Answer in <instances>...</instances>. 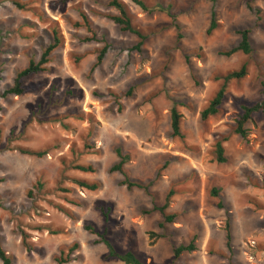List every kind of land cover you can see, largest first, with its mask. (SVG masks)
Returning a JSON list of instances; mask_svg holds the SVG:
<instances>
[{"label": "rangeland", "instance_id": "rangeland-1", "mask_svg": "<svg viewBox=\"0 0 264 264\" xmlns=\"http://www.w3.org/2000/svg\"><path fill=\"white\" fill-rule=\"evenodd\" d=\"M108 1L0 0V248L9 264H55L60 253L64 264H121L103 259L104 247L83 228L101 231L99 205L109 209L106 235L114 247L146 264H169L171 247L192 235L194 250L175 264H264V114L245 122L244 138L234 132L241 107L261 91L264 0H141L146 10L119 0L145 36L138 48L135 35L108 19L116 14ZM211 11L217 27L205 35ZM241 29L251 53L221 54ZM53 31L58 42L44 70L22 80L20 95L4 94L15 73L39 59ZM242 65L241 78L223 81ZM221 85L217 112L201 120ZM172 106L179 136L169 128ZM217 141L221 163L214 160ZM116 150L126 158V176L149 183L151 198L109 172ZM77 180L97 187L87 190ZM168 189L166 212L175 217L159 229L150 209Z\"/></svg>", "mask_w": 264, "mask_h": 264}, {"label": "trees", "instance_id": "trees-1", "mask_svg": "<svg viewBox=\"0 0 264 264\" xmlns=\"http://www.w3.org/2000/svg\"><path fill=\"white\" fill-rule=\"evenodd\" d=\"M131 1L134 4H136L138 7H140L141 9L146 10V7L141 2V0H131ZM213 1L214 0H211V2ZM107 5L116 11V14L108 15L107 16L108 19L113 24L118 26L119 30L126 31V32H129L135 35L138 41L134 48H138L140 44L142 43V41L144 40L145 36L131 24L129 15L125 9L124 4L119 0H109L107 2ZM15 6H18V5L15 3ZM246 6H247V9L252 10L255 14H258L259 12L258 8L256 7L254 8L250 6V4H247ZM216 27H217V23L214 20V13L213 11H211L209 24L204 31L205 35H209L211 31L214 30ZM236 34L238 35L237 43L230 49L223 51L221 54L225 56H229L235 52H240L242 54L251 53L252 49L250 45L248 30L241 29V30H238ZM176 38L177 40L180 39L179 33H176ZM57 42L58 41H57L56 34L53 31L52 32V42L43 49V51L41 52L39 56V59L36 62L29 60L26 66L18 70L12 79V85L10 87H7L3 91L4 94H11L14 96L20 95L23 91L22 80L29 75L42 72L44 70V65L48 61V55L56 47ZM105 48L106 47H103L99 51V53L96 55L95 63H94L95 65H97L100 62ZM183 58L185 62H187L188 60L187 56L183 55ZM244 73H245V67L244 65H242L239 67L238 70L228 72L226 75H224L223 81H226L231 78H236V79L241 78L244 75ZM260 87H261V91H260L258 100H256L255 102L249 105H245V106L243 105L241 107V113L236 118V121H235L236 125H235L234 132L238 134L241 138L245 137V131L243 129V125L245 124V122L250 121L251 115L257 112L264 114V77L260 81ZM129 92L130 91H128L126 94H129ZM222 96H223V86L221 85L217 89L213 97L208 101L207 105L199 112V117L201 120H204L208 116L214 115L217 112L218 106L220 105V102L222 100ZM179 118H180V114L176 110L175 106H172L169 109V128H170L172 136H179ZM18 150L21 153L36 156V157L41 155L40 152L32 151L29 149H18ZM115 153L118 156V161L109 167L108 169L109 172H118L122 176L121 184L124 185L126 189H130L132 187L140 188L151 198V193L148 191L149 183L142 185L138 182L129 180V178L126 176V174L124 173L122 169V165L124 164L126 160L125 156L120 155L118 150H116ZM214 160L218 163H221L224 161V158L222 156V146L219 141H217L214 145ZM73 169L78 170L80 172H92V168L88 165L87 166L74 165ZM75 183L87 190H94L97 187L95 183L88 184L83 180H77L75 181ZM172 194H173V190L168 189L166 193L164 194L163 202L160 205H157L156 203H154V201H152V206L150 210L157 212L160 217V220L157 222V227L159 229H163L164 224L171 223L175 217L173 213L166 212V208L168 206V202ZM210 194L214 196L216 194V191L214 189H211ZM97 210L99 211V214L102 219L101 231L95 230L90 225H84L83 228L95 236L96 239L94 240V243H99L104 247L105 253L102 258L103 259H116L121 264H146L143 259L138 257L131 250L122 251L114 247L111 240L106 235L107 229L110 225V219L108 216L109 209L108 207L99 205L97 206ZM223 230H224V240H225L224 244H225L226 249L229 251L231 236H230L229 227H228L227 222L224 224ZM155 236L160 237V235H156L151 232L149 233L150 238H153ZM194 239H195V235H192L187 243H179L177 245H173L171 247V261L169 262V264H175L174 261L179 257L181 253L183 252L188 253V252L193 251L194 250V244H193ZM72 247L76 248V245H72ZM54 261H55V264H64L67 262V257H62L60 253V256L55 258ZM0 262L2 264H9V259L4 254V252L1 250V248H0Z\"/></svg>", "mask_w": 264, "mask_h": 264}]
</instances>
